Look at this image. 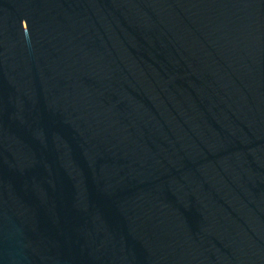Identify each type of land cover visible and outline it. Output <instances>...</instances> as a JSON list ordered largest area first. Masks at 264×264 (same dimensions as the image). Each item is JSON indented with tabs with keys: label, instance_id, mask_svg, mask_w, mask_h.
Segmentation results:
<instances>
[{
	"label": "water",
	"instance_id": "95a60500",
	"mask_svg": "<svg viewBox=\"0 0 264 264\" xmlns=\"http://www.w3.org/2000/svg\"><path fill=\"white\" fill-rule=\"evenodd\" d=\"M0 264H264V0H0Z\"/></svg>",
	"mask_w": 264,
	"mask_h": 264
}]
</instances>
